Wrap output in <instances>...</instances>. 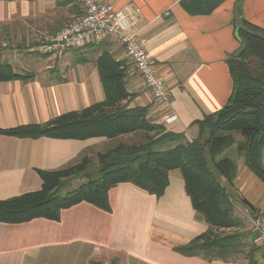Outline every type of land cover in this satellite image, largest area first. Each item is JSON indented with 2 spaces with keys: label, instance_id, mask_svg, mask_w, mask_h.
<instances>
[{
  "label": "crops",
  "instance_id": "1",
  "mask_svg": "<svg viewBox=\"0 0 264 264\" xmlns=\"http://www.w3.org/2000/svg\"><path fill=\"white\" fill-rule=\"evenodd\" d=\"M101 1L139 8L134 32L145 41L178 116L167 128L188 140L196 138L199 127L193 122L222 109L233 93L229 61L243 48L238 29L244 19L264 29V0ZM78 6L80 0H0V62L10 63L18 74L32 75L27 81H0V129L44 124L102 101L96 61L103 48L125 61L131 104L148 106L150 119L163 122L162 109L126 50L111 38L55 55L39 52L43 61L24 63L30 51L38 52L37 39L80 18ZM70 52L81 55L75 58ZM111 141L0 133V200L40 190V170L75 165L85 154L97 161L96 154L111 147ZM234 151L235 146L221 156ZM235 161L238 173L231 190L255 208L249 211L237 201L236 215L244 231H255L254 221L264 223V182L243 157L235 156ZM109 203L111 210L105 211L82 201L63 209L59 220L0 222V264H234L233 257L210 259L178 251L209 228L193 208L178 169L170 172L162 196L126 182L109 190ZM254 244L234 256L235 264H264L257 237Z\"/></svg>",
  "mask_w": 264,
  "mask_h": 264
},
{
  "label": "trees",
  "instance_id": "2",
  "mask_svg": "<svg viewBox=\"0 0 264 264\" xmlns=\"http://www.w3.org/2000/svg\"><path fill=\"white\" fill-rule=\"evenodd\" d=\"M78 7L81 17L83 9ZM238 33L243 48L229 61L233 93L222 109L193 122L199 133L192 140L184 133L168 130L164 122L152 121L148 106L131 104L127 65L106 48L96 61L105 95L102 101L44 124L0 129L1 134L30 138H132L98 152L93 173L89 154L60 170H40V190L0 200V222L22 223L39 217L59 220L63 209L82 201L110 211L109 190L126 182L162 196L170 172L178 169L193 208L209 225L207 231L178 247V251L229 260L252 243L255 246L256 231H244L236 215V203L244 199L237 198L231 188L238 173L235 156L243 157L264 182V29L244 19ZM31 78V73L18 74L10 63L0 62V81ZM233 146L235 154L221 156ZM78 177L88 179L65 195L58 193L68 180Z\"/></svg>",
  "mask_w": 264,
  "mask_h": 264
},
{
  "label": "built area",
  "instance_id": "3",
  "mask_svg": "<svg viewBox=\"0 0 264 264\" xmlns=\"http://www.w3.org/2000/svg\"><path fill=\"white\" fill-rule=\"evenodd\" d=\"M83 15L55 33L41 36L36 50L45 55H55L63 49L82 48L111 38L126 50L145 86L163 111L162 120L170 124L178 116L173 109L165 81L150 61L145 41L134 32L139 8L127 4L117 8L101 0H80ZM259 244L264 250V223L253 222Z\"/></svg>",
  "mask_w": 264,
  "mask_h": 264
},
{
  "label": "rangeland",
  "instance_id": "4",
  "mask_svg": "<svg viewBox=\"0 0 264 264\" xmlns=\"http://www.w3.org/2000/svg\"><path fill=\"white\" fill-rule=\"evenodd\" d=\"M55 33V32H54ZM37 41H38V39H37ZM37 41H36V44H37ZM94 50H90V52H89V54H92V52H93ZM70 53H72V52H70ZM75 52H73L72 54H73V56L76 58L77 56H80L81 54H74ZM42 54V53H41ZM28 56H26V57H24V63L25 64H38V63H40L41 61H43V59L45 58V56H43V55H40L39 54V52H35V51H30V53L29 54H27ZM42 60H41V59ZM137 70V69H136ZM138 72V71H137ZM147 88V87H146ZM153 121V120H152ZM121 140H125V141H131L132 140V138H130V137H124V138H122V139H119V140H117L116 141V139L115 140H112L110 143L112 144L111 146H113V145H115V144H117L118 143V141H121ZM90 169H91V172L93 173L96 169H97V161H96V159H94V161L91 163V167H90ZM96 176V175H95ZM87 179H88V177L87 178H81V177H78V178H73V179H71V180H68V182H66V184H64V186L58 191V193L60 194V195H65V194H67L69 191H71V190H73L74 188H76V187H78L79 185H81L82 183H84V182H86L87 181ZM246 250H247V248H246ZM256 251V250H255ZM257 252V251H256ZM233 262H234V264H235V257H233ZM237 264H245V263H243V262H241V263H237Z\"/></svg>",
  "mask_w": 264,
  "mask_h": 264
},
{
  "label": "water",
  "instance_id": "5",
  "mask_svg": "<svg viewBox=\"0 0 264 264\" xmlns=\"http://www.w3.org/2000/svg\"><path fill=\"white\" fill-rule=\"evenodd\" d=\"M240 203L249 211H254V207L253 205H251L248 201H246L245 199L244 200H241Z\"/></svg>",
  "mask_w": 264,
  "mask_h": 264
}]
</instances>
